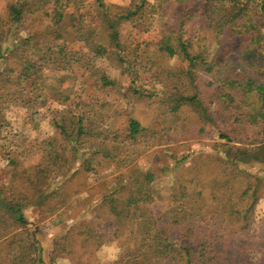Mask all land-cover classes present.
Returning a JSON list of instances; mask_svg holds the SVG:
<instances>
[{"label":"trees","instance_id":"trees-1","mask_svg":"<svg viewBox=\"0 0 264 264\" xmlns=\"http://www.w3.org/2000/svg\"><path fill=\"white\" fill-rule=\"evenodd\" d=\"M162 17L172 18L165 34L175 53L130 35L152 32ZM140 73L154 89L137 85ZM14 108L35 130V114L47 112L59 132L41 141L32 168L9 148ZM209 124L216 153L188 155L190 167L156 215L159 176L139 160L201 139ZM263 137L264 0H11L0 11V158L12 169L0 181V264H42L25 211L61 215L79 193L69 183L90 177L102 179L91 199L100 223L74 224L53 260L114 244L119 253L109 264H259L258 200L228 166L264 163ZM214 161L225 167L222 177L213 175Z\"/></svg>","mask_w":264,"mask_h":264},{"label":"rangeland","instance_id":"rangeland-1","mask_svg":"<svg viewBox=\"0 0 264 264\" xmlns=\"http://www.w3.org/2000/svg\"><path fill=\"white\" fill-rule=\"evenodd\" d=\"M9 1L11 0H0V11L3 14L7 12ZM150 1L152 3L155 2V0ZM153 24L155 30L150 33L143 34L134 31L131 32L130 35L140 42L144 39L156 40L164 44L168 50L175 53V49L170 43L171 39L165 34V30L170 31V26H173L172 18L162 17L154 21ZM203 27L204 22L201 20L199 23L193 25L190 31L192 34L198 35ZM125 34H128L127 31H124V35ZM206 43H209L212 49L215 48V45L211 43L210 36H208ZM174 62L175 60L172 61V64L175 65ZM135 79L137 85L140 87L149 89L155 88V84L149 74L140 73ZM11 112L13 115V125L18 131L10 138L11 142L9 141V148H12L11 151L16 152L18 159L24 167L32 168L40 161L41 141L46 137L59 138V132L48 126L46 117L47 112L35 114L34 120H36V123L40 126L37 130H35V127H37L36 124L29 125L27 119L29 114L26 111L14 108ZM258 132H260L259 136L261 137L263 131L260 125H257L255 128V133ZM217 139L216 130L209 124L201 139H196L188 143L176 144L171 147L150 149L139 160V166L143 171L151 169L156 171L159 176L153 184L157 198L156 202L153 204V211L156 215H161L168 208L171 190L176 183L177 176L190 167L192 159L188 157V155H211V153H216L213 149L218 143ZM205 158L206 157L203 156L201 160L203 161ZM177 160L181 161L178 165ZM206 161H208V159H206ZM218 165V162L214 161L212 165V169L215 168L213 175L222 177V172H224L223 169H225V167H218ZM230 169H233L234 175L237 176L241 188L248 191L252 198L258 200L255 209L257 221L252 227V231L260 237L259 240L264 245V227L261 225V220L262 218L264 219V163H240L235 169L228 166L229 171ZM11 170L7 160L0 158V181L6 180ZM206 171L209 172L207 167ZM51 174L56 177L58 171L53 169ZM100 182H102L101 178L90 177L86 183L81 181L83 184L77 183L71 185L69 183V187H71L73 191H79V193L77 192L75 196H73L72 201L68 204L70 207L61 215H50L44 213L43 210L37 207L25 211V215L29 222V230H37L36 238L42 250L40 253L42 264H77L82 261H87L89 264H109L117 259L119 250L114 244H107L98 249L77 248L58 259L53 260L52 258L57 240L63 238L74 224L83 221L88 222L90 220L100 223L95 218L94 208L96 205L91 204L92 196L97 192L95 188ZM227 199H229V197H227ZM249 204L250 202L246 199L243 201L245 207ZM258 261L259 264H264V254L258 258Z\"/></svg>","mask_w":264,"mask_h":264}]
</instances>
